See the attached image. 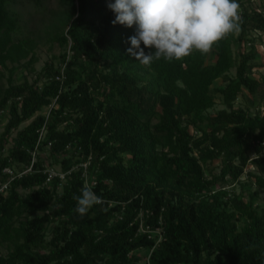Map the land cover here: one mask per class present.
Returning <instances> with one entry per match:
<instances>
[{"label":"trees","instance_id":"obj_1","mask_svg":"<svg viewBox=\"0 0 264 264\" xmlns=\"http://www.w3.org/2000/svg\"><path fill=\"white\" fill-rule=\"evenodd\" d=\"M45 1L0 0V185L14 173L0 192V264H264V106L234 109L243 90L264 103V5L237 0L240 30L209 53L145 66L108 0ZM19 2L63 52L59 68L15 83L37 46ZM56 165L64 179L50 177ZM244 176L258 190L247 200L226 189ZM84 187L101 199L81 217Z\"/></svg>","mask_w":264,"mask_h":264},{"label":"clouds","instance_id":"obj_2","mask_svg":"<svg viewBox=\"0 0 264 264\" xmlns=\"http://www.w3.org/2000/svg\"><path fill=\"white\" fill-rule=\"evenodd\" d=\"M107 8L114 14L113 26L135 28L127 54L145 66L162 58L179 61L193 51L207 54L240 30L237 0H108ZM73 199V211L83 217L101 198L84 187Z\"/></svg>","mask_w":264,"mask_h":264},{"label":"rangeland","instance_id":"obj_3","mask_svg":"<svg viewBox=\"0 0 264 264\" xmlns=\"http://www.w3.org/2000/svg\"><path fill=\"white\" fill-rule=\"evenodd\" d=\"M252 8L261 10V7L264 5V0H250L249 4ZM16 9L17 12L20 14L21 20L26 22L25 24V30H31L33 31V38L36 39L37 46L35 47V58L36 62L33 64V69L34 72L29 74L27 71L22 73L17 72L14 75V82L15 83H20L22 81V76H25L28 80L32 81L35 76L42 71L44 66L46 64H50L53 66L54 69L59 68L60 65V55L62 54V50L57 46L53 45L52 48L50 49V44L45 43V36L44 33L41 31L42 23H40L39 19L41 18L42 15H40L39 10H36L31 4L27 2H19L17 3ZM44 6L49 8V9H56V0H46L44 3ZM47 21V20H45ZM46 25V23H45ZM254 36V35H253ZM256 48H257V55L260 58V61L264 64V46L261 42L260 39H257L256 43ZM3 73V78L0 80V88H5L6 87V78L8 77V72L6 70H2ZM235 74V70L232 69L229 72V77H233ZM264 76V70L260 68L258 72H255L254 77L259 78ZM220 83V82H218ZM259 92H257L254 97H251L246 91L243 90V92L239 95L238 99L234 102V109H242L248 114H252L255 110L256 107L259 106H264V103H261L259 100ZM223 109V107L217 103V105L214 107V110L211 111H217ZM48 108L44 109L42 111L43 114H46L48 112ZM8 116L5 117H0V134L3 132L5 124L7 122ZM29 124L28 122L23 123L20 128L25 127L26 125ZM15 135V133L13 134ZM9 147V144L6 146V148ZM217 161H214V163L208 168H212L214 173H217ZM216 168V169H215ZM53 171L59 172L60 167L59 165L54 166ZM83 169V168H82ZM87 170L84 172L86 173ZM257 171H254L253 173H256ZM257 174V173H256ZM251 178H246L245 176L243 179H241V183L237 182L232 184L231 186L226 187V189L231 190L236 195H240L244 200L248 199V196L252 193H256L258 191L255 186L252 183ZM216 189V188H215ZM258 199L257 203L262 204L263 203V198L264 194L261 192H258ZM8 249L4 247H0V252L2 254H6Z\"/></svg>","mask_w":264,"mask_h":264},{"label":"built area","instance_id":"obj_4","mask_svg":"<svg viewBox=\"0 0 264 264\" xmlns=\"http://www.w3.org/2000/svg\"><path fill=\"white\" fill-rule=\"evenodd\" d=\"M56 79L59 80V81H62L63 76L60 75L59 77H56ZM43 133H44V128L41 129L40 137L42 136ZM49 145H50V144H49ZM82 168H83V169H86V168H87V163H86V164H83V165H82ZM28 171H30V169L25 170L23 173H26V172H28ZM49 171H50V177H51V176H59L60 179H64V174H60V173L55 172V171H53V170H51V169H50ZM3 173H4V174H8V176H9V181H11V180L14 178V173H13L12 170L9 169V168H5V169L3 170ZM23 173H22V174H23ZM19 175H20V174H19ZM85 175H86V174H85ZM85 175H84V176H85ZM9 181H8V182H5V183H2V184L0 185V192H4V191L7 189L8 185H9Z\"/></svg>","mask_w":264,"mask_h":264}]
</instances>
